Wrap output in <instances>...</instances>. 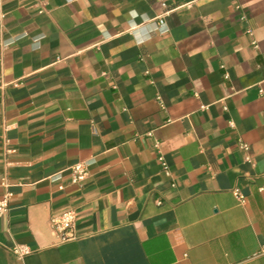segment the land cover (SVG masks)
<instances>
[{"label": "crops", "instance_id": "obj_1", "mask_svg": "<svg viewBox=\"0 0 264 264\" xmlns=\"http://www.w3.org/2000/svg\"><path fill=\"white\" fill-rule=\"evenodd\" d=\"M7 188L0 264H264V0H0Z\"/></svg>", "mask_w": 264, "mask_h": 264}, {"label": "built area", "instance_id": "obj_2", "mask_svg": "<svg viewBox=\"0 0 264 264\" xmlns=\"http://www.w3.org/2000/svg\"><path fill=\"white\" fill-rule=\"evenodd\" d=\"M157 28L159 32L164 33L167 31V28L164 23V19L160 18L157 22ZM251 32V31H249ZM245 147H247L245 145ZM163 165L166 170H168V166L165 162ZM89 166L90 163L88 161H80L74 164L70 168L71 178L73 183H81L86 179L89 174ZM60 175L54 174L51 178L56 179ZM63 188V186H60ZM236 195L238 198L243 201L244 197L240 194L239 190H235ZM12 191L7 188L3 193L2 197L0 198V217L3 216L10 207V202L12 198ZM77 220V212L75 209H68L63 211L60 214L54 215L50 219L51 228L59 234V238L61 241H67L76 237L75 226ZM13 252L19 257L24 258L28 254L32 252L30 246L25 243H16L12 247Z\"/></svg>", "mask_w": 264, "mask_h": 264}]
</instances>
